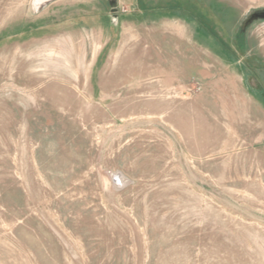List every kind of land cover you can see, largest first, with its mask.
<instances>
[{"label":"rangeland","instance_id":"obj_1","mask_svg":"<svg viewBox=\"0 0 264 264\" xmlns=\"http://www.w3.org/2000/svg\"><path fill=\"white\" fill-rule=\"evenodd\" d=\"M193 1L0 0V264H264V0Z\"/></svg>","mask_w":264,"mask_h":264},{"label":"crops","instance_id":"obj_2","mask_svg":"<svg viewBox=\"0 0 264 264\" xmlns=\"http://www.w3.org/2000/svg\"><path fill=\"white\" fill-rule=\"evenodd\" d=\"M114 1L116 3V9L115 10L112 8L110 9L111 17L116 16V15L121 16V14H122V16L128 15V13H129L130 16L136 15L137 17H139L140 21H139L137 26L140 30L144 29V31H147V30H150V28L153 29V28L158 27L160 29H163V31L165 33H168L170 35L174 34V36L178 40H180L179 42H181V44H182L181 49L182 50L185 49L187 56L189 55L188 54L189 52L191 53L190 56H193L195 49L204 50L201 47L203 44L198 42V45H197L195 42V39H194L195 38L194 35H195L196 29H197V27L194 25H198L200 23L203 24V21L197 22L195 20V18H191L192 21H190L189 19L187 20L190 23V25H189V24H186V22L180 20L179 18L183 19V17L178 16L177 12H178L179 8L175 4H173V2H172L173 0H161V2H158V1L152 2L151 1V2H148V4H146V9L143 8L142 10H140V9L137 10L136 9V1L131 0V1H129V3H127L128 6L131 7V8H129V10L127 9V11H125L122 8L120 9V4H121L120 0H114ZM195 1H197V0H194L193 3ZM151 4H154V6H151ZM147 7H150V8L147 9ZM179 11H180V9H179ZM187 12L188 11L185 10V13L187 14L186 16L188 17L189 14ZM166 15L170 16V17L167 18ZM173 16H175V17L178 16V17L173 18ZM157 18L158 19L162 18V19L158 20ZM149 19H151L152 21H150ZM184 19H187V18H184ZM120 21H121V18H120ZM119 23H121V22H119ZM188 25L189 26L193 25L192 26L193 27L192 28V31H193L192 32V34H193L192 38L193 39L188 36ZM117 28H119V27L115 26L116 30H117ZM208 47H210V46H208ZM193 60L194 59H192L191 64L195 65V62ZM202 61L203 62H201L200 64L203 67H205L206 66L205 65V59H202ZM187 63H188V61H187ZM203 72H204V70H203Z\"/></svg>","mask_w":264,"mask_h":264},{"label":"trees","instance_id":"obj_3","mask_svg":"<svg viewBox=\"0 0 264 264\" xmlns=\"http://www.w3.org/2000/svg\"><path fill=\"white\" fill-rule=\"evenodd\" d=\"M199 20H200V22H202L201 19H199ZM198 22H199V21H198ZM201 24H202V23H201ZM211 32H214L213 29H212ZM226 50H227V52H226L227 54H228V53H230V55L232 54V50H231L230 48H227V47H226Z\"/></svg>","mask_w":264,"mask_h":264},{"label":"water","instance_id":"obj_4","mask_svg":"<svg viewBox=\"0 0 264 264\" xmlns=\"http://www.w3.org/2000/svg\"><path fill=\"white\" fill-rule=\"evenodd\" d=\"M111 6H112V9H116V3H115V1L113 0V2H111Z\"/></svg>","mask_w":264,"mask_h":264},{"label":"bare ground","instance_id":"obj_5","mask_svg":"<svg viewBox=\"0 0 264 264\" xmlns=\"http://www.w3.org/2000/svg\"><path fill=\"white\" fill-rule=\"evenodd\" d=\"M112 2H113V0H112Z\"/></svg>","mask_w":264,"mask_h":264}]
</instances>
